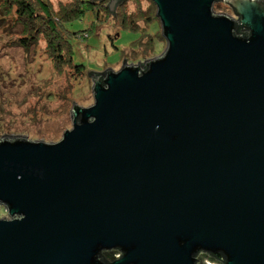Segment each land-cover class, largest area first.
Listing matches in <instances>:
<instances>
[{
	"label": "water",
	"instance_id": "95a60500",
	"mask_svg": "<svg viewBox=\"0 0 264 264\" xmlns=\"http://www.w3.org/2000/svg\"><path fill=\"white\" fill-rule=\"evenodd\" d=\"M152 1L156 55L0 137V264H264V1Z\"/></svg>",
	"mask_w": 264,
	"mask_h": 264
},
{
	"label": "rangeland",
	"instance_id": "374dc122",
	"mask_svg": "<svg viewBox=\"0 0 264 264\" xmlns=\"http://www.w3.org/2000/svg\"><path fill=\"white\" fill-rule=\"evenodd\" d=\"M45 1L53 10L66 2ZM98 2L89 3L84 14L67 22L70 30H77L67 35L73 61L83 63L81 73L70 61L54 60L41 32L33 43L17 44L6 26L10 20L5 3L0 2L4 6L0 7V137L27 130V138L60 139L62 130L71 128V100L79 105L93 103V80L86 71L142 64L160 50L164 44L160 21L150 0H124L114 5V12L108 0ZM5 215L0 207V216ZM199 258L198 264H216L206 254Z\"/></svg>",
	"mask_w": 264,
	"mask_h": 264
},
{
	"label": "trees",
	"instance_id": "16d2710c",
	"mask_svg": "<svg viewBox=\"0 0 264 264\" xmlns=\"http://www.w3.org/2000/svg\"><path fill=\"white\" fill-rule=\"evenodd\" d=\"M1 1L5 3V8H7L5 14L9 16L8 19L10 20L6 26L10 28L9 32L14 34V41L17 44L22 46L33 43V40H36L37 35L41 32L49 45H51L49 53L54 60L56 62L70 61L73 63L75 69L81 73L83 63L73 61L72 48L70 46L71 41L67 35V32L76 34L77 30H70L67 22L72 19H78V17L85 13L89 3L91 6L97 3L95 0H66L65 3L60 4L55 10L50 5L47 6L48 3L45 0H35L36 2L34 0ZM123 1L121 0L117 5L122 4ZM150 2L154 4L152 0ZM1 5L3 6L2 3H0V7ZM18 25L20 27L16 29ZM135 25V22L129 24L132 28ZM88 72H93V70ZM103 72L100 73L103 75ZM117 252L115 249H111L110 251L105 250L102 257L103 259H111L117 255ZM212 259L216 260L215 258Z\"/></svg>",
	"mask_w": 264,
	"mask_h": 264
},
{
	"label": "flooded vegetation",
	"instance_id": "af4514ba",
	"mask_svg": "<svg viewBox=\"0 0 264 264\" xmlns=\"http://www.w3.org/2000/svg\"><path fill=\"white\" fill-rule=\"evenodd\" d=\"M98 1H100V0H97L96 2H98ZM109 1V0H108ZM107 251V250H106ZM110 251V250H109Z\"/></svg>",
	"mask_w": 264,
	"mask_h": 264
},
{
	"label": "built area",
	"instance_id": "2783aa9c",
	"mask_svg": "<svg viewBox=\"0 0 264 264\" xmlns=\"http://www.w3.org/2000/svg\"><path fill=\"white\" fill-rule=\"evenodd\" d=\"M216 261V260H215ZM216 264H217V261H216Z\"/></svg>",
	"mask_w": 264,
	"mask_h": 264
}]
</instances>
